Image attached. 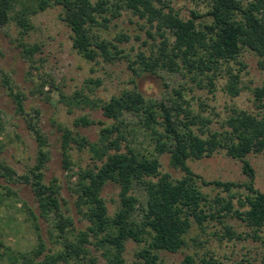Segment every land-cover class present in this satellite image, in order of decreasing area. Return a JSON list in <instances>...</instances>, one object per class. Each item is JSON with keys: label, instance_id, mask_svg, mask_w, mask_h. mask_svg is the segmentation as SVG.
Returning a JSON list of instances; mask_svg holds the SVG:
<instances>
[{"label": "trees", "instance_id": "16d2710c", "mask_svg": "<svg viewBox=\"0 0 264 264\" xmlns=\"http://www.w3.org/2000/svg\"><path fill=\"white\" fill-rule=\"evenodd\" d=\"M207 2L210 21L198 22L202 15L192 11V16L186 19L169 0H34L31 6L20 0H0V24L14 19L21 33L26 34L33 29L31 14L53 4L62 5L63 18L72 30L73 46L77 52L91 61L99 56L114 61L127 55L96 30L108 27L123 10H130L155 27L162 38L160 44L153 43L149 55L143 50L138 51L134 59L128 55L134 71L188 73L194 81L205 76L210 85H214V77L223 72L228 76L226 90L230 95L238 96L242 92V74L231 64L235 61L244 67V63L238 60L243 49L255 53L264 69V0ZM15 3L21 5L17 11ZM168 33L173 37L172 41ZM119 39L130 41V36L121 33ZM23 47V54L28 57L41 50L39 44H23ZM4 83L13 89L9 75L5 76ZM175 92L177 99L169 102L148 99L138 89L125 90L110 100L98 101L82 92L74 94L76 103L96 104L114 120L113 124L101 129L96 142L71 128L61 124L57 126L62 133L60 148L64 168L71 172V177L78 176L74 188L78 195L77 207L90 223L86 230L78 232L77 238L73 219L63 212L58 179L50 183L46 180L48 162L52 157L49 137L37 120L31 118L30 127L39 142L36 162L26 174H19L10 164L0 161V177L7 183L0 187L6 188L11 195L16 193L8 186L9 183L31 185L40 212L36 214L32 208L27 209L38 231V243L28 251L8 249L5 254L9 264H100L90 244L104 251L109 264H125L126 243L131 239L140 244L138 257L141 264H166L160 252L181 250L187 244L186 237L194 223L203 226L209 219L222 220L230 214L246 222L253 230L252 237L259 238L258 233L264 226V192L255 186L256 170L248 155L264 152V87L258 86L253 90L257 112L236 109L222 130H206L209 119L193 113L181 89ZM12 95L17 114L32 116L26 108L25 93L18 90L12 91ZM127 115L139 118L135 125L130 126L125 121ZM93 122L81 117L75 125ZM194 126H198L199 132ZM141 131L155 138L158 154L170 153L171 165L185 173L182 178L174 179L170 173H161L158 155L147 154L131 146V138H137ZM124 141L129 144L127 151H122ZM74 144L80 150L88 149L100 164L74 173L71 160ZM220 149L242 161L248 182L207 181L189 166V159L212 156ZM108 182L121 187V205L114 215L109 214L101 195ZM200 183L229 192L235 187H245L247 193L237 197L239 206L236 207L235 196L225 199L217 195L212 199L202 191ZM137 190L144 193V203L136 194ZM206 206H209V211ZM39 218L51 222L53 229L50 231L60 249L47 246ZM221 222L225 224L223 220ZM223 229L224 235L231 240H241L247 235L228 224ZM201 261L203 264H222L214 255L203 256ZM194 262V257L187 255L182 264Z\"/></svg>", "mask_w": 264, "mask_h": 264}, {"label": "rangeland", "instance_id": "374dc122", "mask_svg": "<svg viewBox=\"0 0 264 264\" xmlns=\"http://www.w3.org/2000/svg\"><path fill=\"white\" fill-rule=\"evenodd\" d=\"M169 1L186 19L192 16V11H196L202 15L198 22L210 21V16L207 15V0ZM20 2L26 6L34 4V0ZM20 8L21 5L15 3V10ZM63 13L62 5L53 4L45 10L31 14L33 29L26 34L21 33V28L14 19L0 24V161L10 164L19 174H26L35 164L39 142L30 127L31 118L34 117L50 140L52 157L46 170L47 183L58 179L63 212L73 219L76 237L78 232L86 230L90 223L77 207L78 195L74 188L78 176L71 177V172L64 168L60 148L62 133L57 126L61 124L71 128L96 142L101 129L113 124L114 120L108 118L96 104L76 103L73 100L75 93L82 92L90 99L98 101L110 100L112 96L120 95L125 90L138 89L148 99L169 102L177 99L175 90L181 89L193 113L209 119L205 129L222 130L227 118L233 115L236 109L257 112L253 90L258 86L264 87V69L260 67L259 57L255 53L243 49L238 60L244 63V67L235 61L231 64L236 71L241 70L242 74V92L238 96H232L226 90L228 76L223 72L214 77V85H210L205 76H199V79L194 81L188 73L166 70H158L156 73L142 70L136 72L130 66L129 56L134 59L136 53L141 50L149 55L153 43L160 44L162 38L155 27H151V24L130 10H123L120 17L111 20L108 27H99L96 30L103 38L123 49L127 56L114 61H107L99 56L91 61L74 48L73 33L64 21ZM121 33L128 34L130 41L119 39ZM151 34L155 35V38H152ZM167 36L170 41L173 40L170 33ZM23 44H39L41 50L28 57L23 54ZM6 75L12 79L13 89L4 83ZM18 90L25 93L26 108L32 116L17 114L12 91ZM81 117H87L94 122L90 125H75V121ZM138 119L127 115L125 121L133 126ZM194 128L199 132L198 126ZM147 135L145 131L139 132L137 138H131V146L138 147L147 154L158 155L161 173H170L174 179L182 178L185 173L171 165L170 153L158 154L155 138ZM128 145L127 142H122V151H127ZM248 159L256 170L255 186L264 192V152L250 153ZM71 160L74 173L81 171L80 169L95 167L96 163L100 164L94 160L88 149L80 150L76 144L71 150ZM188 164L207 181H249L243 172L242 161L229 156L224 149L218 150L212 156L191 158ZM0 185H7L2 177ZM8 186L12 187L16 194L10 195L6 188L0 187V241L3 243H0L1 264H9L5 254L8 249L28 251L38 243V231L27 209L32 208L36 214L40 212L31 185L14 182ZM200 187L212 199L217 195L225 199L235 196L236 207L239 206L237 197L247 193L245 187H235L230 192L202 183ZM120 192L121 187L115 182H108L102 189L101 195L107 203L110 215H114L120 208ZM136 194L144 203V193L137 190ZM206 209L209 211V206H206ZM222 220L236 231L247 234L246 237L241 240L227 238L224 235L225 224ZM222 220L209 219L203 226L194 223L187 234V244L177 252L161 251V259L166 264H182L187 255H192L194 264H203V256L214 255L222 264H264V226L256 239L252 237V228L235 215L230 214ZM38 223L47 246L60 249L53 240L51 222L39 218ZM89 247L98 256L100 264H109L102 249H96L94 244ZM139 249L140 244L132 239L126 243L125 264H141Z\"/></svg>", "mask_w": 264, "mask_h": 264}]
</instances>
